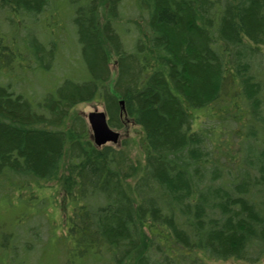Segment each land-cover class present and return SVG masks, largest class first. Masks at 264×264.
<instances>
[{"label":"trees","instance_id":"trees-1","mask_svg":"<svg viewBox=\"0 0 264 264\" xmlns=\"http://www.w3.org/2000/svg\"><path fill=\"white\" fill-rule=\"evenodd\" d=\"M263 46L264 0H0V257L261 263Z\"/></svg>","mask_w":264,"mask_h":264},{"label":"rangeland","instance_id":"rangeland-1","mask_svg":"<svg viewBox=\"0 0 264 264\" xmlns=\"http://www.w3.org/2000/svg\"><path fill=\"white\" fill-rule=\"evenodd\" d=\"M262 50L264 52V46L262 47ZM67 55L70 56L69 53H67ZM111 67H112V71H113L114 65H111ZM77 110L79 113H81L86 118V122L90 128L91 134H92V130H91V125L88 121V114L91 111H106L107 112L104 103L101 101H98V100H94V101L91 100V101L83 102L77 106ZM116 130H117V128H116ZM118 130L120 131V138H121L119 143H121L125 139L127 140V139H131L130 137L133 138L134 136H137L136 133L138 132V126H135L133 124H128L126 126V128L118 129ZM139 135H141V134H139ZM133 152H134V154H138V152L134 149H133ZM2 201H0V212H2V213H0V215H1L0 219L1 220L6 219V220H9L11 222H12V220L15 221L14 216L16 215V212H17L16 210H18L17 208H15L16 204L14 203V207L10 206L12 204L11 199L6 200V201L2 200ZM55 216H56V218L58 217V215H55ZM58 218L60 220L61 216H59ZM14 221H13V223H14ZM1 223L2 222L0 221V224ZM38 255L40 256V259H41V263H39V264H62V261L60 259L55 260L52 257L50 259H47L48 256L42 250L37 251L36 254L31 255L26 260H23V258H21L19 255H17L18 257L16 256V257L11 258V259H7L6 256L0 257V258L2 261L14 260L13 264H34V261ZM39 256H38V258H39ZM210 264H248V263L236 262V261L230 259V260H223V261H210ZM258 264H264V259L261 263H258Z\"/></svg>","mask_w":264,"mask_h":264},{"label":"water","instance_id":"water-1","mask_svg":"<svg viewBox=\"0 0 264 264\" xmlns=\"http://www.w3.org/2000/svg\"><path fill=\"white\" fill-rule=\"evenodd\" d=\"M120 104L124 112V100H120ZM88 121L91 125L92 139L97 146L119 142L120 132L110 126L106 111H91L88 114Z\"/></svg>","mask_w":264,"mask_h":264}]
</instances>
